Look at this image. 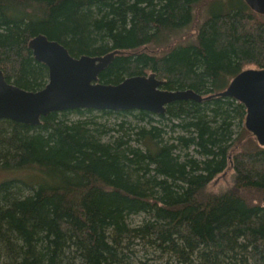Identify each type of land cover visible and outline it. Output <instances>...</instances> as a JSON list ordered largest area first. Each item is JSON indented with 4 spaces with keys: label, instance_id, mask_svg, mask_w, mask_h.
Masks as SVG:
<instances>
[{
    "label": "trees",
    "instance_id": "trees-1",
    "mask_svg": "<svg viewBox=\"0 0 264 264\" xmlns=\"http://www.w3.org/2000/svg\"><path fill=\"white\" fill-rule=\"evenodd\" d=\"M200 0H0V69L38 90L48 79L28 40L72 56L113 50L98 81L154 72L174 100L163 113L65 109L30 125L0 119V264H264V146L241 143L245 106L219 96L264 67V15L217 0L190 40L173 42ZM214 1V0H213ZM210 2V0L206 1ZM228 187L209 188L227 168Z\"/></svg>",
    "mask_w": 264,
    "mask_h": 264
},
{
    "label": "water",
    "instance_id": "water-1",
    "mask_svg": "<svg viewBox=\"0 0 264 264\" xmlns=\"http://www.w3.org/2000/svg\"><path fill=\"white\" fill-rule=\"evenodd\" d=\"M264 15V0H244ZM27 46L35 60L48 69L46 84L27 90L9 82L0 69V119L38 125L41 117L65 109H142L163 113L167 104L179 99L200 101L203 96L192 89L168 90L154 72L125 77L116 84L98 81V75L119 50L102 55L72 56L57 40L38 33ZM241 102L246 109L244 126L264 146V67L241 70L217 93Z\"/></svg>",
    "mask_w": 264,
    "mask_h": 264
},
{
    "label": "rangeland",
    "instance_id": "rangeland-1",
    "mask_svg": "<svg viewBox=\"0 0 264 264\" xmlns=\"http://www.w3.org/2000/svg\"><path fill=\"white\" fill-rule=\"evenodd\" d=\"M207 0H200L196 5L195 10V18L191 24L185 27L183 30L179 32L177 36L173 39V42L190 40L192 36H194V32L200 22L204 20L207 13H210V10H216L218 8H223L224 6L221 5L220 1L217 0H210V2H206ZM209 1V0H208ZM228 2V0H226ZM264 19V18H263ZM254 67V66H251ZM250 68V67H247ZM245 127V126H244ZM239 134L241 137V143L244 145H248L251 147L253 145H259L257 143L256 138L251 134L249 130H241ZM251 146H250V145ZM33 174V169L26 168V169H1L0 170V182L5 179L15 178V177H25L28 178L30 175ZM233 170L229 167L223 173L219 174L215 179L210 182L209 188L213 191H220L228 187L232 181ZM29 179V178H28ZM140 256L142 259V263L144 264H158L153 263V258L150 254H145V251H140Z\"/></svg>",
    "mask_w": 264,
    "mask_h": 264
},
{
    "label": "bare ground",
    "instance_id": "bare-ground-1",
    "mask_svg": "<svg viewBox=\"0 0 264 264\" xmlns=\"http://www.w3.org/2000/svg\"><path fill=\"white\" fill-rule=\"evenodd\" d=\"M239 102V101H238ZM212 179H215V178H212Z\"/></svg>",
    "mask_w": 264,
    "mask_h": 264
}]
</instances>
